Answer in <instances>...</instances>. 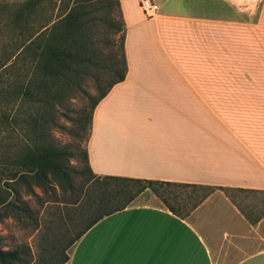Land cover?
<instances>
[{"label":"crops","instance_id":"crops-1","mask_svg":"<svg viewBox=\"0 0 264 264\" xmlns=\"http://www.w3.org/2000/svg\"><path fill=\"white\" fill-rule=\"evenodd\" d=\"M118 1L126 73L92 112L85 145L92 173L264 190L263 147L231 125L228 111L252 87L222 84L220 18L204 0H154L152 19L137 0ZM65 264L214 262L201 232L159 203L105 216ZM234 264H264V249Z\"/></svg>","mask_w":264,"mask_h":264},{"label":"trees","instance_id":"trees-1","mask_svg":"<svg viewBox=\"0 0 264 264\" xmlns=\"http://www.w3.org/2000/svg\"><path fill=\"white\" fill-rule=\"evenodd\" d=\"M57 1L59 7L64 6L63 11L44 15L41 21H36V16L43 0L0 1V10L10 11V25L19 30L10 43L11 50L2 49L0 56V222L9 217L16 220L30 217L31 211L22 201L23 193L34 194L33 189L38 188L43 195L56 196L57 186L74 191L75 177H86L81 206L87 214L86 221L61 249L46 253L45 264H65L69 260L67 251L87 230L105 216L132 205L147 191L171 213L183 218L207 197L205 191L212 189L203 185L97 176L88 166L86 149L82 155L85 174L71 168L69 161L74 153L67 146L55 143L52 130L59 126L58 104L67 98L74 83L86 78L91 67L99 66V52L89 33L91 21L97 19H89L88 11L107 9L110 17L116 9L120 17L117 25L100 17L99 21L118 35L119 45L105 66L114 73V78L91 101L88 111L77 113L78 117L72 120L74 137L86 131L87 141L94 108L125 77L124 25L118 0ZM174 188L179 193H174ZM186 189H191V195L183 196ZM198 192L204 193L200 197ZM81 195L82 190L69 204L78 207ZM56 212L61 214L58 208ZM28 255L23 249L4 250L0 245V264H22Z\"/></svg>","mask_w":264,"mask_h":264},{"label":"rangeland","instance_id":"rangeland-1","mask_svg":"<svg viewBox=\"0 0 264 264\" xmlns=\"http://www.w3.org/2000/svg\"><path fill=\"white\" fill-rule=\"evenodd\" d=\"M14 3L23 0H0ZM162 4L161 1H157ZM104 4V3H103ZM102 5V3H101ZM57 0H43L36 21L44 15L61 13ZM206 12L214 13L221 20L222 84L252 87V92L238 94L235 107L230 109L231 125L238 133L253 137L254 144L264 149V0H204ZM108 10L88 11L91 21L89 31L99 52V66L91 67L83 81L74 83L67 98L58 104L59 126L52 130V137L59 146H67L74 153L69 165L76 171L84 170L82 155L86 145V131L73 136L72 120L77 113L88 111L91 101L113 80L114 73L105 69L111 54L117 53L118 35L112 28L99 21V17L118 24L120 17L116 9L111 16ZM10 11L0 10V56L1 50L10 51V43L19 30L10 25ZM41 21V20H40ZM89 35V34H88ZM68 91V90H67ZM85 174V173H84ZM86 178V177H85ZM83 176H76L74 191L55 188L56 196L43 195L38 188L34 194H24L30 217L16 220L5 218L0 222L1 247L4 250L23 249L29 255L22 264H45L46 253L61 249L84 225L87 214L82 212L85 192ZM82 190L81 204L71 206ZM174 193L179 190L172 189ZM182 193V190L180 191ZM204 192H198L199 196ZM207 197L197 210L183 216L203 235L214 264H234L246 254L264 249V190L218 189L205 191ZM191 195V189L183 196ZM54 200L58 202H48ZM172 205H176L169 200ZM161 203L150 191L143 193L133 204ZM77 207V208H76ZM59 210V214L56 212ZM67 209L69 212L67 214ZM86 217V218H85ZM252 237V240H249ZM73 247L67 252L71 254Z\"/></svg>","mask_w":264,"mask_h":264},{"label":"built area","instance_id":"built-area-1","mask_svg":"<svg viewBox=\"0 0 264 264\" xmlns=\"http://www.w3.org/2000/svg\"><path fill=\"white\" fill-rule=\"evenodd\" d=\"M137 1L141 11L147 18L152 19L158 15L159 6L154 0H137Z\"/></svg>","mask_w":264,"mask_h":264}]
</instances>
